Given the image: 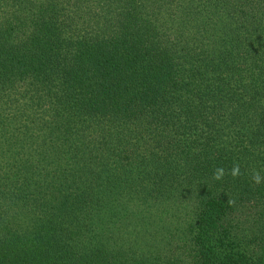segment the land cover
I'll list each match as a JSON object with an SVG mask.
<instances>
[{"label":"trees","instance_id":"obj_1","mask_svg":"<svg viewBox=\"0 0 264 264\" xmlns=\"http://www.w3.org/2000/svg\"><path fill=\"white\" fill-rule=\"evenodd\" d=\"M0 264H264V0H0Z\"/></svg>","mask_w":264,"mask_h":264},{"label":"clouds","instance_id":"obj_2","mask_svg":"<svg viewBox=\"0 0 264 264\" xmlns=\"http://www.w3.org/2000/svg\"><path fill=\"white\" fill-rule=\"evenodd\" d=\"M228 174H230L233 178L239 177L241 175L239 163H234L232 168L229 170ZM224 176H225L224 168L218 167L215 169L212 179L219 181V180H222ZM251 178L254 184L259 185L261 183L262 177L259 171L253 170L251 174ZM228 203L231 204V203H234V201L229 200Z\"/></svg>","mask_w":264,"mask_h":264}]
</instances>
